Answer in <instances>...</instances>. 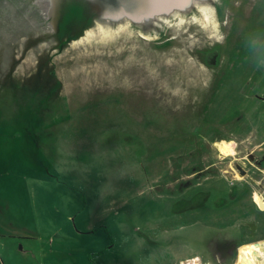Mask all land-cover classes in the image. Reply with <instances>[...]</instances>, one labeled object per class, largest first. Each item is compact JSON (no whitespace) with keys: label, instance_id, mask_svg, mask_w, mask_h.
Wrapping results in <instances>:
<instances>
[{"label":"rangeland","instance_id":"1","mask_svg":"<svg viewBox=\"0 0 264 264\" xmlns=\"http://www.w3.org/2000/svg\"><path fill=\"white\" fill-rule=\"evenodd\" d=\"M240 1L231 43L220 0H0V264H239L264 244V115L235 126L197 106L215 76L198 45L234 52L221 68L260 46L246 22L261 0ZM186 181L247 191L197 208Z\"/></svg>","mask_w":264,"mask_h":264},{"label":"flooded vegetation","instance_id":"2","mask_svg":"<svg viewBox=\"0 0 264 264\" xmlns=\"http://www.w3.org/2000/svg\"><path fill=\"white\" fill-rule=\"evenodd\" d=\"M239 8L241 9L240 0H220L219 5L215 7L218 15H220L222 10H229L233 12V19L229 22L230 31L225 35L228 42L231 43L234 42V40H237V34L239 33L240 29L242 30L240 25L241 23L238 20L239 17H242V15L238 14V12L242 10ZM256 17L257 19L254 20V22L251 23L252 18L246 22L250 25L249 33L246 39L248 38L250 40H254L256 37H259L257 43L259 42L260 46L253 47L252 53L244 56L242 59L240 56H238L240 62L237 66L235 65L231 68H221L223 59L229 58L234 52L225 53L224 48H222L220 44H210L207 42V45H198L196 47L195 55L202 58L201 61L202 64L206 65V70L209 71L210 74L215 75L212 78L214 79L213 84L209 86L211 89L207 91L206 97L205 93L202 94V99L198 101L197 105L203 108H209L211 105L216 107L212 112V115L209 117L213 122H223L224 124L233 123L235 126H239L238 124H240L242 120H245L247 123L256 124L260 122L261 114L264 115V0H261V3L258 6V11L255 15V18ZM171 38L172 37H168L165 39V41H168ZM246 39L243 38L244 41ZM240 54L244 55L245 53L240 52ZM234 64H236V62H234ZM37 80H39V78H37ZM236 111L237 115L235 116L234 114ZM262 124H264V121ZM197 129L198 127L195 128V130ZM212 129H215V127L210 128V130ZM209 133L210 132L204 134L210 136L211 134ZM204 134L198 133L199 139H193L191 136V141L194 142V145L201 147H198V149L195 150L197 152L196 154H199L200 152L198 151L203 148L200 145V140L202 141L206 139ZM213 135V141H219L218 136H220V134ZM212 139H209V144L213 142ZM171 140L172 138L169 137L167 148L170 147V151L172 153L175 151L176 145L173 146ZM187 142H189V139ZM186 145L187 144H184V147L180 148L181 150L184 148L180 155H185V164L187 166V158L190 154H192L193 151L189 152V148L185 147ZM259 162L264 168V155ZM202 172L203 169L197 171L195 174H200ZM184 185L185 188L182 193L184 195L182 197L185 199V202L192 201L194 205H197V208L204 207L207 204L206 202L209 200L208 197L213 198V196H215L212 204L213 209H218L220 206H224L226 203H228L229 206V204L235 203V201L243 193H245V191H247L246 185H232L231 189H224L222 191L219 189H213L214 191H217V194L219 195L214 194L215 192H208V196H206L204 190H199L196 192L193 189L194 187L189 184V181H186ZM192 189L195 191V193L191 195V193L194 192H190Z\"/></svg>","mask_w":264,"mask_h":264},{"label":"bare ground","instance_id":"3","mask_svg":"<svg viewBox=\"0 0 264 264\" xmlns=\"http://www.w3.org/2000/svg\"><path fill=\"white\" fill-rule=\"evenodd\" d=\"M238 261L239 264H264V244L243 247L240 249Z\"/></svg>","mask_w":264,"mask_h":264},{"label":"water","instance_id":"4","mask_svg":"<svg viewBox=\"0 0 264 264\" xmlns=\"http://www.w3.org/2000/svg\"><path fill=\"white\" fill-rule=\"evenodd\" d=\"M104 1L108 4L110 10H113L115 12L118 11L117 9H119L120 11H126L127 10V7L133 4V0H104ZM142 1L145 2V0H139V2H138V4L140 6H142L140 4V3H142ZM145 12H146V10H141L140 9L138 14L136 12H134V13L132 12L133 13L132 16L142 17L143 18V17H146L148 15H151V13H145Z\"/></svg>","mask_w":264,"mask_h":264},{"label":"trees","instance_id":"5","mask_svg":"<svg viewBox=\"0 0 264 264\" xmlns=\"http://www.w3.org/2000/svg\"><path fill=\"white\" fill-rule=\"evenodd\" d=\"M81 17L82 16H81V10H80V8L79 7L72 6L71 9L68 11V14L66 15V17H65L64 20H65V23L67 24L70 21L76 20V19H80ZM63 28H65V25H63Z\"/></svg>","mask_w":264,"mask_h":264},{"label":"built area","instance_id":"6","mask_svg":"<svg viewBox=\"0 0 264 264\" xmlns=\"http://www.w3.org/2000/svg\"><path fill=\"white\" fill-rule=\"evenodd\" d=\"M197 263L200 264L199 261H197ZM197 263H194V261H193V263L191 262V263H188V264H197Z\"/></svg>","mask_w":264,"mask_h":264},{"label":"crops","instance_id":"7","mask_svg":"<svg viewBox=\"0 0 264 264\" xmlns=\"http://www.w3.org/2000/svg\"><path fill=\"white\" fill-rule=\"evenodd\" d=\"M263 240V239H262Z\"/></svg>","mask_w":264,"mask_h":264}]
</instances>
